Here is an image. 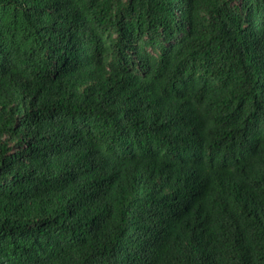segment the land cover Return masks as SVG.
Masks as SVG:
<instances>
[{"label":"trees","instance_id":"16d2710c","mask_svg":"<svg viewBox=\"0 0 264 264\" xmlns=\"http://www.w3.org/2000/svg\"><path fill=\"white\" fill-rule=\"evenodd\" d=\"M0 264H264V0H0Z\"/></svg>","mask_w":264,"mask_h":264}]
</instances>
